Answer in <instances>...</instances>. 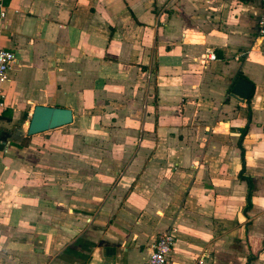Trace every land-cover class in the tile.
<instances>
[{
    "label": "crops",
    "instance_id": "obj_1",
    "mask_svg": "<svg viewBox=\"0 0 264 264\" xmlns=\"http://www.w3.org/2000/svg\"><path fill=\"white\" fill-rule=\"evenodd\" d=\"M3 2L0 264H145L174 225L168 264H264L262 0ZM39 104L74 120L28 135Z\"/></svg>",
    "mask_w": 264,
    "mask_h": 264
},
{
    "label": "built area",
    "instance_id": "obj_2",
    "mask_svg": "<svg viewBox=\"0 0 264 264\" xmlns=\"http://www.w3.org/2000/svg\"><path fill=\"white\" fill-rule=\"evenodd\" d=\"M7 7L3 0H0V16L5 18ZM259 33L264 42V0H262V13L259 20ZM205 62L217 59L215 51L207 50L204 55ZM17 57L14 51L0 46V110L8 108L5 83L10 80L11 71L16 64ZM178 226H171L167 230L161 232L153 244L152 251L145 264H168L170 255L174 249Z\"/></svg>",
    "mask_w": 264,
    "mask_h": 264
},
{
    "label": "water",
    "instance_id": "obj_3",
    "mask_svg": "<svg viewBox=\"0 0 264 264\" xmlns=\"http://www.w3.org/2000/svg\"><path fill=\"white\" fill-rule=\"evenodd\" d=\"M252 91V83L240 78L233 88L235 96L241 100L249 99ZM74 120L72 109L59 106L36 105L29 122L28 135L42 133L63 125L70 124Z\"/></svg>",
    "mask_w": 264,
    "mask_h": 264
},
{
    "label": "trees",
    "instance_id": "obj_4",
    "mask_svg": "<svg viewBox=\"0 0 264 264\" xmlns=\"http://www.w3.org/2000/svg\"><path fill=\"white\" fill-rule=\"evenodd\" d=\"M3 114V113H2ZM23 122V121H22ZM22 122H20V123H18V124H16L15 125V128L16 129H18L19 131H20V136H21V138H23L24 137V132H23V129H22ZM16 129L14 130V132H16ZM244 133H245V131H244ZM0 134H2V137H3V134H4V136H5V139L7 138L6 136L7 135H9V137L10 136H12V134L13 133H11L10 131H8V130H4V131H2ZM243 153V155H244V152H242ZM245 161V160H244ZM244 169H245V165H244V167H243V169H242V172L244 171ZM251 196V195H250Z\"/></svg>",
    "mask_w": 264,
    "mask_h": 264
}]
</instances>
